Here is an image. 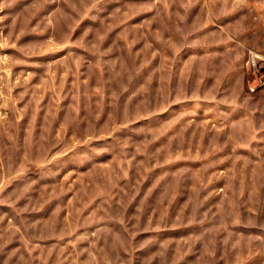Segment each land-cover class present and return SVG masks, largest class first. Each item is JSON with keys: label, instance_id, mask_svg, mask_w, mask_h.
Segmentation results:
<instances>
[{"label": "rangeland", "instance_id": "rangeland-1", "mask_svg": "<svg viewBox=\"0 0 264 264\" xmlns=\"http://www.w3.org/2000/svg\"><path fill=\"white\" fill-rule=\"evenodd\" d=\"M264 0H0V264H264Z\"/></svg>", "mask_w": 264, "mask_h": 264}, {"label": "built area", "instance_id": "built-area-1", "mask_svg": "<svg viewBox=\"0 0 264 264\" xmlns=\"http://www.w3.org/2000/svg\"><path fill=\"white\" fill-rule=\"evenodd\" d=\"M248 64L255 68L264 69V56L258 53H251L248 57Z\"/></svg>", "mask_w": 264, "mask_h": 264}]
</instances>
